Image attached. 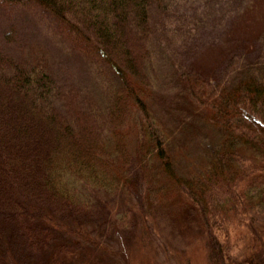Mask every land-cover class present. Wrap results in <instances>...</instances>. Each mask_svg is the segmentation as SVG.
<instances>
[{"label": "trees", "instance_id": "16d2710c", "mask_svg": "<svg viewBox=\"0 0 264 264\" xmlns=\"http://www.w3.org/2000/svg\"><path fill=\"white\" fill-rule=\"evenodd\" d=\"M156 2L0 0L1 7H39L72 51L114 79L101 82L100 97L45 59L0 44V264H31L38 250V264H83L76 247L85 237L65 218L78 216L72 222L79 224L77 212L98 199L93 195L128 188L133 150L159 177L138 193V205L173 188L203 209L209 187L239 179L252 169L247 161L256 157L264 171V80L246 75L217 89L185 74L193 102L218 136L192 182L178 173L148 104L149 9ZM261 255L237 264H264V249Z\"/></svg>", "mask_w": 264, "mask_h": 264}, {"label": "rangeland", "instance_id": "374dc122", "mask_svg": "<svg viewBox=\"0 0 264 264\" xmlns=\"http://www.w3.org/2000/svg\"><path fill=\"white\" fill-rule=\"evenodd\" d=\"M156 3L149 9L151 61L146 71L153 90L148 104L178 173L192 182L208 162L218 131L193 102L184 76L199 75L217 89L246 75L264 80V0ZM51 21L39 7L0 6V44L10 52L19 47L22 55L45 59L62 78L70 77L101 97V82L113 81V74L101 68L95 73L54 32ZM140 158L133 150L128 188L96 192L92 199H98L77 212L79 224L72 222L78 216H66L65 222L85 237H79L82 244L76 247L79 259L83 252L81 263L237 264L263 256L264 171L256 167V157L247 161L252 169L239 179L209 187L203 209L173 188L159 200L138 205V193L159 181L152 164ZM72 242L68 245L74 246ZM32 255L31 264L41 262L42 250Z\"/></svg>", "mask_w": 264, "mask_h": 264}]
</instances>
